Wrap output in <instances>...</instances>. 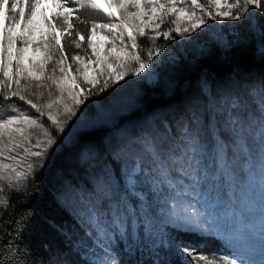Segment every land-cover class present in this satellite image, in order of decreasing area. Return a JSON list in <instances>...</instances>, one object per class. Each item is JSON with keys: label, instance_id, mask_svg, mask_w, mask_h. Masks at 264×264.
Instances as JSON below:
<instances>
[{"label": "rangeland", "instance_id": "374dc122", "mask_svg": "<svg viewBox=\"0 0 264 264\" xmlns=\"http://www.w3.org/2000/svg\"><path fill=\"white\" fill-rule=\"evenodd\" d=\"M206 1L207 10L202 11L192 5L191 0H178L177 7L195 10L196 17L193 19L205 21L194 31L191 30L192 20L187 17H182L178 23H172L176 14L169 13L165 16L166 24L165 21L161 23L157 17L162 16L163 10L152 12L144 5L142 17H127L128 24L132 26L127 30L123 26L113 31L96 29V35L91 36V43L95 48L89 46V55L73 61L70 68L64 63L57 65L61 56L57 44L51 39L54 34H65L60 27L63 20L60 15L62 9L56 6L57 0H41V7L37 10L38 31L25 53V66L35 65L37 74L41 76L39 81L31 77L25 79L26 73L17 75L18 49L24 47L23 43L17 41L14 45L13 60L9 65L7 42H4L2 62L9 76H4L3 71H0L2 87L7 93L12 85L16 90L24 91L28 94L26 100L36 103L44 114L41 115L26 101L17 97L4 99L5 108L0 110V125L22 115L30 120H37V125L30 126L20 121L0 128V176L3 177L0 179V201L5 202L0 203V215L9 201V195L12 192L18 195L26 193L35 175L49 166L56 151L69 147L80 149V133L95 125L109 127L112 129L101 138L100 158L94 160L87 148L80 150L79 157L74 162L82 161V165H85L80 166L84 170L78 169L81 177L76 175V170L69 169L72 181L65 177L56 179L59 193L67 203L77 211L85 209L80 218L98 242L89 249V257L94 263L100 261L101 264H117L107 240L116 236L128 246L131 235L136 234V215L130 202L127 200L126 203L119 204L123 188L139 199L140 207L146 214L147 236L153 246L171 249L188 264H196L184 251L185 248L169 237V227L220 241L228 252L216 254L218 258L223 256L230 259L236 255L235 242L245 238L252 245L245 259L260 264L264 259V240L260 236L264 229V216L261 214L264 208V153L260 140L264 78L259 74H242L238 78L229 76L214 83L211 95L215 113L212 115L210 113L213 110L208 111L207 97L197 90L181 104H174L168 109L157 110L148 115L144 129L139 123L126 125L123 121L131 114L134 105L137 106L142 90L147 85H155L160 79L159 73H163L170 63L181 59L184 47L189 55L199 57L202 51L214 43L217 34L234 43L250 39L255 16L242 21L227 17L212 18L216 15V9ZM63 2L75 9L69 17V23L83 10L105 16L106 20L99 24H120V18L126 13L139 11L131 4L126 9L113 7L110 9L113 16L108 17L103 9L92 8L89 0ZM100 2L116 5L120 0ZM231 2L233 0H229ZM11 3L12 0H9V19L4 21L5 29L11 25L12 16L19 19V10L16 13L10 11ZM31 3L32 0H27V3L20 0V6L25 11V22L30 15ZM160 3H164V0H160ZM226 10L223 7L220 9L221 12ZM40 13L47 19H41ZM56 17H59V21ZM168 23L172 24V29ZM53 26L56 28L55 33L52 31ZM136 26L143 27L144 36L147 37L148 44L143 46L142 53L138 47L133 48L128 40V32H132L139 46V39L144 36L139 35ZM63 27L67 29V25ZM185 27L189 31L180 35L179 32ZM23 28L22 22L17 32ZM165 31L169 32L167 39L163 35ZM121 34L124 53H120ZM153 36L156 37L155 41L151 39ZM45 44L49 47L45 48ZM113 47L115 52L111 51ZM149 51L152 52L151 61L147 59ZM47 53L52 54V59L46 60ZM117 54L120 55V60H117ZM133 56H139L148 64L138 75L134 74L138 64ZM41 62H44L42 73L39 71ZM121 62L127 66L119 67ZM110 63L111 69L108 67ZM85 67L89 80L95 78V84L85 83ZM61 68L64 69L63 72L60 71ZM118 72L125 73L123 79L116 78ZM163 76L165 82L167 76ZM73 78L78 87H73ZM53 79L56 83H53ZM16 80L20 81L19 85L15 83ZM89 92L97 95L104 93L101 104H97L98 98L91 108L88 102L91 98ZM48 104H52V107L48 108ZM66 109H71V112ZM49 115L56 123L48 118ZM230 119L238 120L235 133ZM142 130L149 135L148 140L142 138ZM49 137L53 140L51 146L47 144ZM37 141L41 142L39 146ZM194 144L195 151L192 150ZM26 148L28 152H25ZM45 148L47 152L40 157L29 154ZM226 160L230 163L229 167L224 166ZM29 164L32 165L30 171ZM91 164H95L96 169L98 167V178L97 173L90 175L92 171L87 167ZM5 165L7 167H3ZM78 167L76 165L75 168ZM213 174H216V179H212ZM226 175H229L228 179L232 184L230 190L224 189L227 187ZM86 185H91L93 191L97 190L104 207L102 215L101 208L91 214L82 201V195L78 194L79 190L86 192ZM97 219L101 221L97 222ZM208 221L213 226L210 227ZM193 251L201 253L199 250Z\"/></svg>", "mask_w": 264, "mask_h": 264}, {"label": "trees", "instance_id": "16d2710c", "mask_svg": "<svg viewBox=\"0 0 264 264\" xmlns=\"http://www.w3.org/2000/svg\"><path fill=\"white\" fill-rule=\"evenodd\" d=\"M197 3L202 6V11L207 10L206 0H197ZM262 12L264 10H257L254 30L250 32L248 41L240 40L234 43L217 34L214 43L202 51L199 57L189 55L187 48L184 47L181 59L167 65L164 72L159 73L161 76L155 85H147V88L142 90L137 106L134 105L131 114L123 120L125 124L139 123L144 129L148 115L157 110L168 109L174 104H181L197 90L202 91L207 97L208 111L213 110L210 113L212 115L215 113L211 95L214 83L229 76L238 78L242 74L249 76L259 74L264 78V14H261ZM163 17L166 24V18ZM105 18L98 13L83 10L71 19L72 27H67L64 35L57 33L60 39L57 48L61 58H64L65 66L72 67L73 56L78 55L81 59L89 55L88 37H91L92 25L104 22ZM168 25L170 29L173 28L171 23ZM77 32L85 35V39L81 40L80 36L76 35ZM75 42H79L81 47L76 48ZM147 44V37H142L139 39L138 50L141 49L142 53L143 46ZM61 48L63 51L59 50ZM162 76L163 78L167 76L165 82ZM0 84V110H2L5 108L4 99L19 97L11 95L12 92L17 91L14 85L8 89V94L2 87L1 81ZM20 91L25 97L28 96L24 91ZM88 94L91 96L88 101L91 108L98 98L97 104H101L104 93L97 95L89 92ZM111 129L95 125L83 131L78 137V144L81 143L80 149L69 147L56 151L49 166L35 175L26 193L18 195L12 192L9 195V201L0 215V264H95L89 257V249L98 242L96 237L88 232L80 218L85 209L80 208V211H77L67 203L59 193L56 179L65 177L72 181L68 173L69 169L76 170V175L81 177V171L78 169L82 170L80 166L85 165H82V161L74 162L79 157L80 150L87 148L93 154L94 160L100 158L102 135ZM141 136L144 140L149 139V135L144 130ZM95 164L87 168L92 171L90 175L97 173L98 178L100 174ZM76 165L79 166L77 169ZM224 166H230L228 160L225 161ZM211 177L216 179V174ZM226 177L227 187L224 189L230 190L232 184L229 182V175ZM86 187V192L78 191V194L82 195L85 207L91 214L101 208L102 215L104 207L101 205L97 190L93 191L91 185ZM127 200L135 211L137 231L136 234L131 235L128 246L116 236L110 241L107 240L117 264H188L171 249L153 246L147 236L146 214L140 207L139 199L122 188L119 204H124ZM98 220L101 221V219L96 221L99 222ZM168 234L177 245L190 250H199L205 255L228 252L220 241L209 236L204 237L195 232L173 227L168 228Z\"/></svg>", "mask_w": 264, "mask_h": 264}, {"label": "snow or ice", "instance_id": "6c2138e0", "mask_svg": "<svg viewBox=\"0 0 264 264\" xmlns=\"http://www.w3.org/2000/svg\"><path fill=\"white\" fill-rule=\"evenodd\" d=\"M25 3H27V0H25ZM178 0H164V3H160V0H120L119 4L113 5L111 3H102L100 0H89V5L92 8H98V9H103L104 12L107 13L108 17L113 16V12L110 11L111 8L117 7L121 9H126L129 4L133 8L139 9V11L134 12V13H126L124 16L120 18V24H117L115 22H109V23H103V24H94L92 25V30H91V36L96 35V29H108L109 31H113L117 28H120L123 26L125 30H127L129 27H132L131 25L128 24L127 17L128 16H135L137 18H140L144 15V9L143 6L147 5L150 11L155 12L157 9H162L163 10V16H167L169 13H175L176 14V19L172 21V23H178V21L182 17H187L189 20H192L191 23V30H195L196 28L200 27L205 21L200 18L193 19L196 17V12L195 10L189 11L183 6L177 7ZM191 4L194 5L196 8H201L202 6L197 3V0H191ZM209 5H214L216 9V15L212 18L216 17H227L231 20L234 21H242L243 19H246L248 17H253L257 15V10H264V0H233V2L229 3V0H208ZM9 0H0V71H3L4 76H9V73L7 70H4L3 68V62H2V57L5 51V40L7 42V57H8V64L11 65V62L13 60V48L14 45H16L17 41H20L23 43L24 47L21 49H18L19 52V57L17 59V68L16 72L17 75H20L22 73H26L25 79L28 77H31L32 79L39 81L41 79V76L37 74V69L35 65L33 66H25V53L28 51V46L30 41L34 39L35 33L38 31V22H37V15H38V9L41 7V0H32V3L30 5V15L27 19V21H24L25 17V11L24 8L20 6V0H12L10 11L12 13H16L17 10H19V19H17L16 16H12L11 20L12 23L9 27L6 29L4 28V21L9 19ZM58 8L62 9V12L60 15H62L63 20L62 23L60 24L61 31L63 32L64 25H67L68 28L72 27V24L69 23V17L72 15L73 11L75 10L72 6H70L68 3L63 2V0H57V5ZM83 7V4H81ZM226 8V11L221 12V8ZM235 10V11H233ZM211 14V13H209ZM247 14V16H246ZM261 14H264L262 12ZM41 19H47L46 17L43 16V13L39 14ZM163 16L157 17L158 20H160L161 23L164 22ZM56 19L59 21V17H56ZM152 19V16H149V20ZM24 23V28L23 30L17 32V28L20 26L21 23ZM159 27V25H157ZM139 35L144 36V30L143 27L136 26ZM53 33H55V26L52 27ZM173 31H178V29H173ZM189 31L188 27H185L183 31H180L179 34L183 35ZM6 32V35H5ZM76 35L80 36V39L83 40L85 39V35H81L80 33H76ZM164 37L167 39L169 38V32L165 31L163 33ZM47 39V37H45ZM51 39L55 41V44H60V39L58 38V35H52ZM153 41H155L156 37L153 36L151 37ZM128 40L131 42V45L133 48L138 47L137 45V38L135 35L132 34V32H128ZM88 44L90 47L95 48L94 45L91 43V37H88ZM49 45L45 44V48H48ZM75 47L80 48L81 45L79 42H75ZM39 50V49H37ZM60 51H63V49H59ZM115 52V47L111 50ZM125 52V46L123 44V38L121 34V48H120V53ZM157 54H159V50H157ZM131 55V53H129ZM117 60H120L121 57L119 54H117ZM136 63L138 64V68L135 69L134 74H139L142 72L145 68L148 67V64L141 59L139 56H133L132 57ZM52 59V54L47 53L46 54V60ZM73 61H77L80 59V57L73 56L72 57ZM148 61L152 60V52H148ZM64 58L62 57L60 60H58L56 63L57 65L63 63ZM99 57H97V63H99ZM119 67L123 68L126 67L127 65L123 62H121ZM109 69L112 68V64L110 63L108 65ZM44 69V62H41L39 64V71L42 73ZM61 72L64 71L63 68L60 69ZM79 71V69H77ZM125 73L124 72H118L116 74L117 79H123ZM49 79H52V77H49ZM84 81L85 83H90V84H95L96 80L95 78L89 80L88 75H87V68L85 67V73H84ZM15 83L17 85L20 84L19 80H16ZM53 83H56V80L53 79ZM107 83V82H105ZM72 85L73 87H78L79 85L76 84L75 78L72 79ZM40 85H37L39 87ZM11 95L18 96L20 100L26 101L32 108L36 109L37 112H40L41 115L44 113L41 111L40 107L34 103L32 100L27 99L26 97L21 94L20 90L14 91L11 93ZM75 99V97H73ZM79 103V101H77ZM48 108L52 107V104L47 105ZM66 111L71 112V109H66ZM74 114V113H73ZM50 120H52L53 123H56V120L49 115L48 117ZM20 121H24L25 123L29 124L30 126L37 125V120L35 119H29L27 116H20L18 119H9L7 120L6 124L0 125V128H5L8 127L9 125L19 123ZM230 123L233 126V132L235 133L237 131L235 125L238 123L237 119H230ZM45 135L47 136V132H45ZM260 140H261V150L262 153H264V109H262L261 112V131H260ZM40 141H37L36 144L37 146L40 145ZM53 143V140L49 137L47 140V144L51 146ZM192 150H196V145L194 144L192 146ZM25 152H28V149H25ZM47 152V149L45 148L43 151H36V152H30L29 154L35 157H40L44 155V153ZM3 167H7L6 165ZM32 165L29 164V171L31 170ZM18 174V178H19ZM3 177L0 176V179ZM0 203H5L4 201H0ZM262 216H264V208L261 210ZM209 226H213L211 221H208ZM261 239L264 240V229H262L260 233ZM235 246L237 249V254L233 255L230 259L229 258H224L223 256L217 257L215 253L211 255H205L202 253H195L193 250H189L187 248L184 249V251L187 252L188 256L192 258V260L196 261V264H254L253 261L250 259H245V255L251 251L252 245L251 243L245 239L241 238L237 242H235ZM95 264H101L100 261H96ZM191 264V262H190ZM260 264H264V259L261 260Z\"/></svg>", "mask_w": 264, "mask_h": 264}]
</instances>
